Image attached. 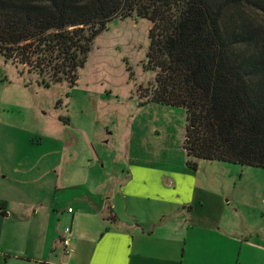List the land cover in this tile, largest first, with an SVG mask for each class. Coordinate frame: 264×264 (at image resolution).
<instances>
[{
	"label": "rangeland",
	"instance_id": "obj_1",
	"mask_svg": "<svg viewBox=\"0 0 264 264\" xmlns=\"http://www.w3.org/2000/svg\"><path fill=\"white\" fill-rule=\"evenodd\" d=\"M151 28L146 18L109 22L93 41L75 85L64 80L46 88L41 80L49 75L41 76L38 67H17L0 59V110L7 111L0 112L1 117L7 115L0 123V165L10 175L20 159L32 161L20 167L22 187L26 191L28 179H40L33 183V195L41 192L34 200L48 203L35 209L43 214V220H51L52 230L58 215L76 208L74 196L55 200V193L84 189L81 179L88 170L101 179L109 175L125 180L131 163L142 158L147 160L140 162L144 165L195 174L202 193L223 197L228 209H239L240 214L232 213L231 217L241 222L237 227L258 228L263 239L264 168L198 159L197 170L192 171L183 147L185 109L156 103L140 105V98L156 80V74L146 69ZM40 137H47L44 144L38 142ZM61 140L67 142L64 147L56 143ZM68 157L71 160L65 170L69 184H59L54 174L57 168H51L56 164L65 167ZM36 159H41L40 164L31 166ZM90 161L93 165L87 169ZM54 181L60 187L58 191L51 185L56 184ZM18 211L13 210L20 215L18 220L13 219L12 229L24 234V212ZM262 252L258 254L264 255Z\"/></svg>",
	"mask_w": 264,
	"mask_h": 264
},
{
	"label": "trees",
	"instance_id": "obj_2",
	"mask_svg": "<svg viewBox=\"0 0 264 264\" xmlns=\"http://www.w3.org/2000/svg\"><path fill=\"white\" fill-rule=\"evenodd\" d=\"M129 18L152 24L140 105L185 109L187 166L264 168V0H0V59L75 85L95 38Z\"/></svg>",
	"mask_w": 264,
	"mask_h": 264
},
{
	"label": "crops",
	"instance_id": "obj_3",
	"mask_svg": "<svg viewBox=\"0 0 264 264\" xmlns=\"http://www.w3.org/2000/svg\"><path fill=\"white\" fill-rule=\"evenodd\" d=\"M6 116L0 113V123ZM45 139L40 137L38 142L44 144ZM56 143L67 144L64 140ZM40 160L31 166L39 165ZM70 160L68 157L65 167L56 164L51 168H57L54 174L59 184H69L65 169ZM135 160L125 180L109 175L104 179L100 175L101 179L88 170L81 179L84 189L55 193V200L74 196L76 208L58 215L53 230L51 220H43L35 209L48 203L34 200L41 192L33 195V183L40 179H28V193L22 187L20 167L32 161L20 159L10 175L1 163L0 264H264V255L258 254L264 252V234L260 239L258 228L237 227L241 222L231 217L240 214L238 208L228 209L223 197L202 193L193 173L154 168L141 164L147 160ZM92 165L90 161L87 169ZM58 183L51 182L57 191ZM17 208L24 212V234L12 229L13 219L20 215L13 212ZM68 227L70 253L63 244ZM250 234L258 237L253 239Z\"/></svg>",
	"mask_w": 264,
	"mask_h": 264
},
{
	"label": "built area",
	"instance_id": "obj_4",
	"mask_svg": "<svg viewBox=\"0 0 264 264\" xmlns=\"http://www.w3.org/2000/svg\"><path fill=\"white\" fill-rule=\"evenodd\" d=\"M70 213L73 212V210L70 208L68 210ZM71 228L68 227L66 230H65V235L63 237V244H64V247L67 248V253H70L72 252L73 250L70 248L71 247Z\"/></svg>",
	"mask_w": 264,
	"mask_h": 264
}]
</instances>
